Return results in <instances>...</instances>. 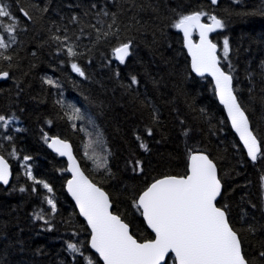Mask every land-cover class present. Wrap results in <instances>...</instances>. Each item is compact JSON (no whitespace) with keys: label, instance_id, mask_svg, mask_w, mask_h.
Listing matches in <instances>:
<instances>
[{"label":"trees","instance_id":"trees-1","mask_svg":"<svg viewBox=\"0 0 264 264\" xmlns=\"http://www.w3.org/2000/svg\"><path fill=\"white\" fill-rule=\"evenodd\" d=\"M3 2L19 24L16 43L0 49L12 57L0 60V71L9 72L8 78L0 80V115L16 117L10 126L0 125V153L11 166L8 185L0 184V264H85L89 255L94 264H102L89 247L88 226L65 190L66 162L47 146L51 136L71 142L84 172L108 193L113 212L140 241L154 235L133 208V195L153 179L184 174L188 148L205 152L216 163L222 183L217 206H228L230 223L240 234L250 264H264L259 258L264 251V160L254 163L247 157L216 98L212 80L191 70L183 35L172 26L178 15L195 11L225 21L226 27L212 32L211 39L218 45L222 68L228 71L222 47L224 37L229 38L233 87L251 128L264 138V12L260 11L264 0H218L216 5L211 0ZM102 8L116 13L118 34L97 42L95 30L85 25L107 30L111 16H101L105 24H97L96 14ZM73 15L82 23L70 22ZM201 19L209 21L207 16ZM0 21L11 23L8 18ZM57 28L61 36L67 28L69 43L75 42L76 51L83 55L70 59L66 50L57 52L58 44L50 39ZM0 35L7 39L3 28ZM128 40L132 54L120 64L112 49ZM73 60L87 79L72 71ZM132 75L139 83L128 88ZM45 77L57 81L58 87L45 84ZM69 104L80 109L83 119H69ZM148 127L153 129L151 136ZM184 129H190L188 137L182 135ZM136 135L143 137L149 151L139 147ZM89 142L92 146L85 149ZM93 155L101 159L107 155L110 172L98 169L88 158ZM24 156L31 159L24 161ZM137 159L143 162V174L129 164ZM26 167L35 180L25 175ZM36 181L48 183L53 192ZM48 196L56 202L55 213L45 200ZM41 212L51 230L45 221L34 218ZM249 224L257 226L255 234L247 230ZM68 242L81 247L84 256L71 253ZM166 261L174 264L173 256Z\"/></svg>","mask_w":264,"mask_h":264},{"label":"snow or ice","instance_id":"snow-or-ice-1","mask_svg":"<svg viewBox=\"0 0 264 264\" xmlns=\"http://www.w3.org/2000/svg\"><path fill=\"white\" fill-rule=\"evenodd\" d=\"M211 3L216 5L218 0H211ZM91 7L95 9L97 6L93 4ZM20 11L28 16L27 11L23 8ZM260 11L264 12V9H260ZM85 15L88 13L85 12ZM101 16H111V23L107 24V30L97 27L96 24L85 25V27L95 30L97 42L118 34L116 13H110L102 8L96 14V18L97 24L103 26L105 21L100 19ZM202 16H207L210 23H202ZM0 18H8L11 21L9 24H3L0 21V28H3L8 34L7 39L0 35V49H8L16 43L14 33L19 21L13 16L3 0H0ZM70 22L82 23L80 17L76 15L72 16ZM114 26L116 27L115 31L113 30ZM172 26L184 34V43L191 55L192 70L201 76L208 73L213 77L215 93L227 110L232 127L239 134L247 156L254 163L264 160V138L258 137L250 127L246 109L242 106L237 90L233 87L234 76L232 73L235 69L230 61L229 38L224 37L222 47L223 59L229 61L228 71H224L221 67V58L217 55L218 45L209 39V33L226 27L225 21L216 15L195 11L190 14L178 15V19ZM67 31L65 28V35L61 36L57 34L60 32V29L57 28L50 37L58 44L57 52L66 50L70 59L83 55L76 51L75 42L69 43L71 38L67 35ZM193 31L199 33L198 43H193L191 39ZM81 33H83V28H81ZM79 38L78 36L77 39ZM131 46L132 41L128 40L112 49L114 58L120 64H124L126 58L132 54ZM0 60L11 61L12 57L5 55L4 51H0ZM261 63L264 64V61ZM71 69L79 76L88 78L75 60L71 63ZM116 75L118 77L119 72ZM8 77L9 72L0 71V79ZM130 81V84L126 86L128 88L139 83L135 75L130 77ZM43 82L58 87L57 81L51 77H45ZM68 107L72 109L69 119H83L80 109L71 104ZM15 119V116L0 115V125L10 126ZM152 119L153 122L159 119L155 110ZM146 133L151 136L153 129L146 128ZM189 133L190 129H184L182 135L188 137ZM7 139L11 140L12 137L9 136ZM136 139L139 141L141 149L145 152L149 151L148 144L143 137L136 135ZM49 146L55 148L61 156L68 157V170L73 174L72 179L67 182L68 191L75 199L80 214L86 219L91 229L90 248L99 255L103 264H167L166 256L169 253L174 254V264H250L244 253L240 234L230 223L228 206H217L218 197L222 195L221 179L218 177L216 163L203 151L188 148L187 166L184 174L164 175L162 178L153 179L143 191L133 195V208L140 212L155 237L140 241L130 232L129 224L125 223L120 215L112 213L110 210L112 203L108 193L80 171L70 145L58 138H52ZM91 146L92 142H89L85 145V149ZM85 154L88 155L87 151ZM11 155H15V152L13 151ZM88 158L94 161L98 169H106L110 172L107 155L102 159L94 155L88 156ZM23 159L28 161L31 157L24 156ZM129 164L133 166V171L144 173L141 160L129 161ZM9 175V164L0 155V182L7 185ZM25 175L28 179L35 180L30 167H26ZM261 179L264 180V176ZM36 183L42 184L49 193L53 192L48 183L44 181H36ZM20 191L24 192L25 189L21 187ZM33 191L36 189L33 188ZM45 200L51 207V211L55 213L57 211L55 200L50 196L45 197ZM34 218L45 221L48 230H51L52 224L45 218L44 213H37ZM247 230L255 234L258 229L255 224H249ZM66 247L71 253L84 256L81 247L76 243L68 242ZM259 258L264 260V251L259 252ZM84 260L85 264H94L91 255L84 257Z\"/></svg>","mask_w":264,"mask_h":264},{"label":"water","instance_id":"water-1","mask_svg":"<svg viewBox=\"0 0 264 264\" xmlns=\"http://www.w3.org/2000/svg\"><path fill=\"white\" fill-rule=\"evenodd\" d=\"M201 22L202 23H210V21H203L202 19H201ZM181 31V30H180ZM181 33H182V35H183V43H184V34H183V32L181 31ZM195 33H196V38H194L193 37V32H192V35H191V39H192V41H193V43H198L199 42V39H200V37H199V33H198V31H195ZM212 33V32H211ZM211 33H209V39L213 42V43H216V42H214L212 39H211ZM217 44V43H216ZM184 47H185V49H186V52H187V54H188V57H189V62H190V68H191V55H190V53L188 52V49H187V47L185 46V43H184ZM217 55H218V47H217ZM219 57V56H218ZM222 67V66H221ZM223 69V68H222ZM191 70H192V68H191ZM224 70V69H223ZM193 71V70H192ZM225 71V70H224ZM194 72V71H193ZM196 75H199V74H197L196 72H194ZM208 76V77H210V79L212 80V83H213V86H214V90H215V81H214V79H213V77L211 76V75H209L208 73H205L203 76ZM199 76H201V75H199ZM1 80V79H0ZM215 95H216V93H215ZM216 98H217V100H218V102L222 105V107H223V109H224V111H225V114H226V117H227V119H228V121H229V124H230V126H231V128H232V130H233V132L237 135V138H238V140H239V142L241 143V145H242V147H243V149L245 150V153H246V155H247V152H246V149L244 148V145H243V142L240 140V137H239V134L235 131V129L232 127V124H231V120L229 119V117H228V113H227V110L225 109V107H224V105L220 102V99H219V97L216 95ZM251 127V126H250ZM52 138H58V139H60V140H62V141H65V142H67L69 145H70V148H71V152H72V155H73V157H74V159H75V162H76V164L78 165V167H79V169H80V171L81 172H83L84 173V175L85 176H87L88 177V175L84 172V170L82 169V167H81V165H80V162H79V160L77 159V157H76V155H75V153H74V150H73V147H72V144H71V142L69 141V140H66V139H63V138H61V137H59V136H51V137H49V139H48V142H47V146H48V148L53 152V153H55V154H57L59 157H62L64 160H65V162H66V171H67V173L69 174V177H68V179L66 180V182H65V190H66V192H67V194H68V196H69V198L72 200V202L74 203V205H75V207H76V210L78 211V214L85 220V222H86V224H87V221H86V219L80 214V212H79V207H78V205L76 204V201H75V199L73 198V196L71 195V193L68 191V185H67V182L70 180V179H72V176H73V174H72V172L70 171V170H68L69 169V161H68V157L67 156H61L60 154H59V152H57L56 150H55V148H53V147H50L49 145L51 144V139ZM205 153V152H204ZM206 154V153H205ZM0 155H2L1 153H0ZM208 155V154H207ZM3 156V155H2ZM4 157V156H3ZM248 157V156H247ZM5 158V157H4ZM210 158V157H209ZM249 158V157H248ZM211 159V158H210ZM250 159V158H249ZM5 160L8 162V160L5 158ZM251 160V159H250ZM214 162V161H213ZM215 163V162H214ZM8 164H9V169H10V175H9V181H10V178H11V166H10V163L8 162ZM217 172H218V168H217ZM218 177H219V174H218ZM89 178V177H88ZM160 178H162V177H160ZM158 179V178H157ZM89 180H91L90 178H89ZM92 181V180H91ZM93 182V181H92ZM94 183V182H93ZM0 184H2L3 186H7V185H5V184H3L2 182H0ZM96 184V183H95ZM222 184V183H221ZM98 187H100L98 184H96ZM102 188V187H101ZM103 189V188H102ZM104 190V189H103ZM105 191V190H104ZM106 192V191H105ZM107 193V192H106ZM219 198V197H218ZM112 203V202H111ZM111 211H112V213L114 214V215H118V214H116L115 212H113V210H112V207H111V209H110ZM143 218V217H142ZM144 220V219H143ZM125 222V221H124ZM144 222H145V224H146V221L144 220ZM126 223V222H125ZM87 226H88V224H87ZM146 226H147V224H146ZM148 227V226H147ZM129 228H130V226H129ZM88 229H89V232L91 233V229L89 228V226H88ZM148 229L152 232V230L148 227ZM131 232V231H130ZM153 233V232H152ZM153 235H154V233H153ZM136 238V237H135ZM155 237H153L152 239H154ZM89 242H90V235H89ZM89 247H90V243H89ZM91 249V248H90ZM92 251H94L93 249H91ZM98 255V254H97ZM169 255H172L173 256V258H174V254L173 253H169L167 256H166V259H167V257L169 256ZM98 257H99V255H98ZM99 259L101 260V262H102V264H103V261H102V259L99 257Z\"/></svg>","mask_w":264,"mask_h":264}]
</instances>
